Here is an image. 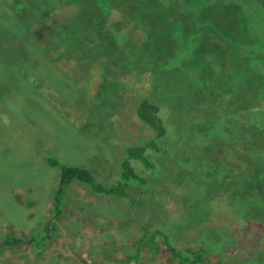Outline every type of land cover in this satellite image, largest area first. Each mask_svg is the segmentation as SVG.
<instances>
[{"label": "rangeland", "instance_id": "rangeland-1", "mask_svg": "<svg viewBox=\"0 0 264 264\" xmlns=\"http://www.w3.org/2000/svg\"><path fill=\"white\" fill-rule=\"evenodd\" d=\"M173 1L0 0V241L37 238L52 218L47 157L110 184L125 147L154 136L137 101L158 104L166 127L145 152L153 166L132 162L144 183L119 198L72 182L45 243L4 246L0 264H122L144 226L211 264H264V225L251 219L264 209L259 0L211 13ZM130 264L180 263L159 242Z\"/></svg>", "mask_w": 264, "mask_h": 264}, {"label": "trees", "instance_id": "trees-1", "mask_svg": "<svg viewBox=\"0 0 264 264\" xmlns=\"http://www.w3.org/2000/svg\"><path fill=\"white\" fill-rule=\"evenodd\" d=\"M131 2L133 0H125V2ZM181 4L180 9H190L195 8V11H209L216 12V11H226V10H235L240 11L238 1L243 0H206V2L200 6L193 4V0H178ZM200 1V0H198ZM202 1V0H201ZM200 1V2H201ZM205 1V0H204ZM249 1V0H244ZM128 2V3H129ZM173 0H171L170 4H163L155 0V4L152 6L154 10L163 9L164 7L173 6ZM177 2V1H176ZM189 2L190 5L187 4ZM176 3H174L175 5ZM191 7V8H190ZM172 8V7H171ZM55 9V8H54ZM52 9L51 11H54ZM50 11V12H51ZM252 21L249 22L251 29L263 28L264 29V0H259L255 9H253V13L250 14ZM257 17V18H256ZM209 20L202 21L201 24H206ZM227 25H231V29L237 28V24L227 22ZM114 29L117 27V23L113 25ZM116 26V27H115ZM239 26V25H238ZM241 23L239 28L241 27ZM238 28V30H239ZM113 29H111L112 33ZM108 36L109 33L107 34ZM111 37V36H110ZM247 54V52L245 53ZM248 56V55H247ZM263 69L264 72V65L262 67H257V71ZM241 84H243L241 82ZM135 114L139 120H141L146 126H148L151 130L154 131V136L152 138H148L144 140L142 144L136 145H129L124 149V155L119 165V172L117 174L116 179L110 184H104L100 181H96L93 173L86 167H82L79 165L68 164L61 162L56 157H47V162L50 166H53L57 169V185L55 187L54 192V210L52 213V218L46 221L43 224V232L37 238H5L4 240L0 241V249L4 246H12L16 243L22 244H29L35 248L41 247L51 231V220L53 218L58 217L63 211L64 205V195L66 192L67 187L74 181H78L84 185H86L91 191L97 194H107V195H114L119 198H124L128 196L126 192L127 186L134 181H138L140 183H144L146 180L144 177L139 175L134 166L132 165L133 161H138L143 163L145 167H152V163L149 161L148 157L146 156L145 152L148 148L158 149L156 140L158 138L163 137L166 134V127L163 123V119L160 116V107L158 104H155L150 101L148 98H141L137 101L135 106ZM264 121V120H262ZM216 130V129H215ZM218 132V130H216ZM242 181V180H241ZM239 182V181H238ZM239 185V184H238ZM213 213V212H212ZM253 213L257 215L252 217L257 222H260L264 225V209L260 208H253ZM161 242L168 251L173 255V257L180 263V264H211L208 258H204V252H200L197 254H188L182 253L178 250V248L173 244L170 236L165 233V231L160 227L150 228L144 226L142 232L140 233L137 245L135 247L134 253H127L124 261L122 264H130L132 260H138L141 252V246H144L148 249V251H152L157 244ZM215 244H223L221 239H217ZM49 264H59L57 262H51ZM223 264H256L251 260H231L229 263Z\"/></svg>", "mask_w": 264, "mask_h": 264}]
</instances>
